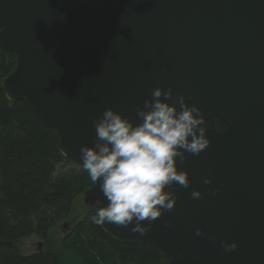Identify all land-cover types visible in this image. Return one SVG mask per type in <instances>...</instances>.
Instances as JSON below:
<instances>
[{
    "label": "water",
    "instance_id": "1",
    "mask_svg": "<svg viewBox=\"0 0 264 264\" xmlns=\"http://www.w3.org/2000/svg\"><path fill=\"white\" fill-rule=\"evenodd\" d=\"M0 51L16 57L0 82L6 99L56 131L60 153L81 167L92 121L111 107L137 123L155 87L190 97L204 123L218 119L225 131L205 128L208 148L178 164L190 186L167 189L172 211L144 236L101 229L169 264H264V0H0ZM84 203H107L98 184Z\"/></svg>",
    "mask_w": 264,
    "mask_h": 264
},
{
    "label": "clouds",
    "instance_id": "2",
    "mask_svg": "<svg viewBox=\"0 0 264 264\" xmlns=\"http://www.w3.org/2000/svg\"><path fill=\"white\" fill-rule=\"evenodd\" d=\"M189 100L182 94L174 96L171 86L155 87L143 107L135 109L137 123L111 107L92 121L94 139L91 146L80 147L79 155L83 170L107 201L90 217L92 223L131 225L132 233L144 236L165 211L173 210L177 197L167 189L174 184L190 186L187 171L179 170L178 164L210 145L202 109ZM203 183L209 185L211 179L206 176ZM218 191L210 189L206 194L214 196ZM190 195L203 198L198 189ZM195 235L205 234L197 228ZM221 246L231 252L238 244L221 241Z\"/></svg>",
    "mask_w": 264,
    "mask_h": 264
},
{
    "label": "trees",
    "instance_id": "3",
    "mask_svg": "<svg viewBox=\"0 0 264 264\" xmlns=\"http://www.w3.org/2000/svg\"><path fill=\"white\" fill-rule=\"evenodd\" d=\"M15 66L16 57L0 51V82ZM203 127L225 131L216 118ZM59 141L57 132L44 126L22 102H9L0 86V264H58L52 252L24 255L16 244L31 237L44 240L67 215L75 196L92 186L82 167L76 175L65 173L73 162L60 153ZM98 208H92L91 216ZM86 225L113 264H169L148 245L121 244L101 226L91 221Z\"/></svg>",
    "mask_w": 264,
    "mask_h": 264
},
{
    "label": "rangeland",
    "instance_id": "4",
    "mask_svg": "<svg viewBox=\"0 0 264 264\" xmlns=\"http://www.w3.org/2000/svg\"><path fill=\"white\" fill-rule=\"evenodd\" d=\"M80 167L73 163L65 167V173L76 175ZM92 187L93 183L90 189ZM87 191L75 196L67 215L49 230L44 240L36 237L20 240L16 244L18 250L24 255L52 252L58 264H113L110 253L87 233L86 223L90 221L93 208L84 203Z\"/></svg>",
    "mask_w": 264,
    "mask_h": 264
}]
</instances>
